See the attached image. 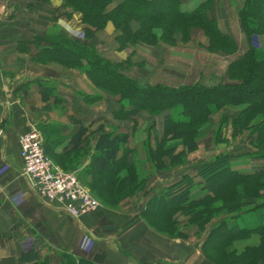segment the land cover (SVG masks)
<instances>
[{
    "label": "trees",
    "instance_id": "1",
    "mask_svg": "<svg viewBox=\"0 0 264 264\" xmlns=\"http://www.w3.org/2000/svg\"><path fill=\"white\" fill-rule=\"evenodd\" d=\"M113 1L66 0V5L84 13L85 40L65 37L59 31L39 35L36 43L41 51L34 59L42 63L57 61L76 68L103 93L119 96L121 108L114 112L117 119H134L141 111L153 116L163 115L162 137L157 132L156 120H152L148 127V135L153 131L156 139V146L151 145L149 138L146 139L148 161L152 167L148 169L146 161L129 160L132 151L128 146L129 133L118 132L117 128L107 131L103 124L90 132L91 125L86 126L76 118L78 130L71 135L62 153L56 151L65 141L59 127L54 124L41 127L47 155L62 168H73L78 164L77 154L88 150L85 144L87 137L99 134L86 168L92 177L88 185L105 204L112 207L143 190L152 169L185 163L188 153L196 150L199 139L209 132H215L216 141H225L223 127L230 123L233 135L248 130L250 137L255 136L254 141L251 140L256 147L252 156L264 158V46L259 48L255 45L256 37L264 36V0H245L239 10L241 27L250 45L241 58L228 66L230 81L216 85L197 82L181 86L144 84L130 78L124 73L126 62L111 61L103 56L92 39L96 30L109 20L120 31L117 38L121 47L138 42L155 44L159 40L176 43L177 32L187 40L192 28L200 27L209 37V50L232 54L238 49L236 39L209 16L215 0H203L192 10L182 9V0H121L107 10ZM133 20L140 22L136 31L132 30ZM20 49L27 50V47L21 43ZM41 86L45 102L52 95H55L56 105L62 102L63 98L56 94L53 86L44 83ZM103 93L85 94L84 100L95 103L103 99ZM229 106L239 108L237 115L230 118L222 114L216 124L213 115ZM180 146L184 148L178 151ZM234 156L228 152L220 153L203 163L195 176L186 174L178 182L161 188L146 202L142 216L156 230L186 238L188 234L180 229L175 219L178 212L188 217L187 225H198L200 230L205 229L215 214L225 213L226 216L211 229L202 244L206 257L216 264H264V167L250 174L242 173L232 167ZM166 157L169 158L168 164ZM216 172L223 173V177L214 176ZM81 176L80 173L79 178ZM196 176L201 178L200 182H196ZM197 187L203 191L202 194H197ZM244 240L249 242L242 249L237 246L229 249ZM61 255L63 260L57 264H101L70 251H62ZM21 261L51 264L47 258L41 259L35 250L23 253Z\"/></svg>",
    "mask_w": 264,
    "mask_h": 264
},
{
    "label": "crops",
    "instance_id": "2",
    "mask_svg": "<svg viewBox=\"0 0 264 264\" xmlns=\"http://www.w3.org/2000/svg\"><path fill=\"white\" fill-rule=\"evenodd\" d=\"M120 1L111 2L108 10ZM201 1L182 0V9L192 10ZM244 2L214 1L209 16L218 21L224 32L236 39L238 49L232 55L210 52L198 55L203 57L201 59L210 60V63L204 62L201 70L206 69L205 74L194 77L190 83L199 81L204 85H216L229 80L226 72L228 65L241 58L250 45L239 19V10ZM64 4V0H0V264H28L21 261V255L31 250H35L41 259L47 258L51 264L63 260L62 251L86 255L101 264H214L202 252L200 239L192 236L186 240L162 234L142 216L145 204L152 195L178 182L186 174L195 176L197 169L215 156L216 153L207 156L201 142L197 150L188 154L186 163L155 170V173L150 174L146 187L136 195L122 200L119 207L102 205L81 218L73 217L55 203L44 201L24 174L19 138L22 133L33 128L42 132L41 127L44 125L54 124L59 127L65 141L56 148L58 153L64 151L69 138L78 130L74 118L83 121L86 126L91 125L90 132L100 124L105 125L107 131L117 128L118 132L130 135L128 146L132 151L129 160L146 161L148 169L152 167L148 161L146 143L149 122L156 120L157 132L160 137L163 136V115L153 116L147 111H141L134 119H117L114 112L121 108L119 96L103 93L86 74L76 68L57 61L42 63L34 59L41 51L36 43L39 35L59 31L65 37L83 39V14ZM131 25L133 30H137L140 23L134 20ZM118 32L110 21L105 29L96 33L94 43L100 53L109 59L120 60L132 55L136 62L142 59L148 62L151 57L159 58L162 55L165 64L161 63V66L172 69L173 73L177 70L190 74L196 70V52L184 50L185 57L190 59L189 64H185L181 62L179 44L172 46L160 41L151 46L140 42L136 46L119 50L115 39ZM180 35L176 34L178 38ZM195 37L203 42L208 41L205 33H201L198 28L192 32V41ZM260 42L264 45V36L260 37ZM21 43L26 45L27 50L20 49ZM169 56L174 61L169 62ZM211 60H216V64ZM128 75L138 79L131 70ZM177 77H168L165 83L178 86L180 82H176ZM41 83L53 86L56 94L63 98L62 102L56 105L55 95L45 102ZM97 92L104 94L102 100L85 102L84 94L94 95ZM226 133L228 137L231 136V126ZM93 135L97 139L99 134ZM95 141L91 153H94ZM152 145L155 146L154 138ZM183 148L180 146L178 151ZM227 150L233 151L235 155L233 168L242 173L250 174L264 167V158H248L245 161L241 157L244 155H237L247 150L235 153L236 148L227 147L220 153ZM90 160L91 156L88 161L78 165L81 173ZM165 161L168 164L169 158L166 157ZM186 165H194V172L188 170ZM195 180L200 182L201 178L196 176ZM175 219L179 224L187 221L181 212ZM191 230L189 232L193 234ZM86 240L88 251H85Z\"/></svg>",
    "mask_w": 264,
    "mask_h": 264
},
{
    "label": "rangeland",
    "instance_id": "3",
    "mask_svg": "<svg viewBox=\"0 0 264 264\" xmlns=\"http://www.w3.org/2000/svg\"><path fill=\"white\" fill-rule=\"evenodd\" d=\"M65 1V6H68V7H71L72 9H74V7L73 6H69V5H66V0H64ZM245 3V2H244ZM109 6V5H108ZM74 10H78V9H74ZM107 10H108V7H107ZM78 11H80L82 14H83V24H84V27H83V31H82V36H83V39L85 40V31H84V28L86 27V23L84 22V13L81 11V10H78ZM110 21H112V20H109L108 22H110ZM134 21V20H133ZM136 21H138V20H136ZM108 22L106 23V25L104 26V27H102V28H99V29H97L96 30V32H95V35H94V38L92 39L93 40V43H94V41H95V36H96V33L98 32V31H100V30H103V29H105L106 28V26H107V24H108ZM113 22V21H112ZM139 22V21H138ZM114 23V22H113ZM140 23V22H139ZM131 24H132V22H131ZM114 25H115V23H114ZM132 26V25H131ZM115 27H116V25H115ZM140 27V26H139ZM195 28H198V29H200L201 30V33H205V31H204V29H202V28H200V27H194V28H192V30H191V33H190V38L189 39H187V40H183L182 39V35H180V37L178 38L177 36H176V38H177V41H176V43H168V42H165L166 44H169V45H172V46H174V45H177L178 46V44L179 45H181L180 46V51L182 52L181 53V62H184L185 64L186 63H188L189 64V62H190V59H188L187 60V58L185 57V52H184V50H186V51H189V52H196V55L198 56V55H204V53H208V52H210V53H215V54H218V55H232V54H234V53H236V52H234V53H232V54H226V53H223V52H219V51H211V50H209L208 48H207V46H208V44H209V37L207 36V34L205 33V35H206V37L208 38V41L207 42H203L202 40H200L198 37H195V40L194 41H192V32H193V30L195 29ZM116 29H117V27H116ZM139 29V28H138ZM118 30V29H117ZM132 30H133V28H132ZM119 31V30H118ZM133 31H136V30H133ZM159 33H161V31H158ZM119 33H120V31L118 32V34L116 35V37H115V39H116V41H117V43H118V46H119V50H124L125 48H127V47H130V46H136L138 43H140V42H138V43H136V44H131V43H129V44H127L125 47H121V45H120V42L118 41V38H117V36L119 35ZM177 33H180V32H177ZM176 33V34H177ZM181 34V33H180ZM196 35H198V34H196ZM260 37L261 36H258V37H256V42H255V45L257 46V47H262V46H264L261 42H260ZM72 38H77V37H72ZM160 41H162V40H159L157 43H155V44H149V43H145V42H143V43H145V44H148V45H151V46H155L156 44H158ZM164 42V41H163ZM95 44V43H94ZM96 46V45H95ZM96 48H97V46H96ZM98 49V48H97ZM99 51V50H98ZM100 52V51H99ZM166 52V51H165ZM164 52V53H165ZM163 53V54H164ZM170 53V52H169ZM168 54V53H167ZM104 56V55H103ZM162 56V55H161ZM159 57V58H156V57H151L149 60H148V62L145 60V59H142V61L141 62H136V60L134 61V59H133V56L132 55H130V56H128L127 58H125V59H110L111 61H115V62H126V69L124 70V73H125V75H127V76H129L128 75V72L131 70V72H133V74L134 75H136V76H138V79H140V80H138V79H136L135 77H132V76H129L130 78H132V79H135V80H137V81H139V82H141V83H143V81H144V84H158V83H162V84H166L165 83V81L167 80V78L168 77H174V76H179V78L177 77L176 79L178 80H176V82H180V85H178V86H181V85H185V84H194V83H197V82H199V81H196V82H193V83H190L191 82V80L192 79H194V77H199L200 75H203V74H205V71H206V69H203V70H201V66L202 65H204V62H206V64H209L210 63V60H208V59H201V58H203V57H199L198 56V58H197V67H196V70H193V71H191L192 73H194L195 71V74H192V73H183V72H181V71H177L176 70V72L175 73H173V71H172V69H168V68H166V67H163V66H161V63H162V65L163 64H165V58H164V56H162V57ZM170 57V56H169ZM108 58V57H107ZM169 59V58H168ZM238 59V58H237ZM216 60H219L218 58L216 59ZM216 60H211V61H213L215 64H216ZM236 60V59H235ZM164 61V62H163ZM170 61H174L173 60V58L172 57H170V59H169V62ZM234 61V60H233ZM147 63V64H146ZM159 63V64H158ZM232 63V62H231ZM230 63V64H231ZM229 64V65H230ZM228 65V66H229ZM204 68V67H203ZM207 68H209L208 66H207ZM168 69V70H167ZM185 69V68H184ZM214 69L216 70V67H215V65H214ZM202 71V72H199V71ZM227 72V71H226ZM130 74V73H129ZM174 74V75H173ZM214 74V73H213ZM228 76V75H227ZM228 79H229V77H228ZM141 80H143V81H141ZM228 81H230V79L228 80ZM228 81H221L220 83H224V82H228ZM201 83V82H200ZM220 83H218V84H220ZM167 85H169V84H167ZM172 86V85H171ZM98 88V87H97ZM98 93V92H97ZM85 95V94H84ZM238 111H239V108L238 107H233V106H229V107H225V108H223L221 111H219L218 113H216V114H214L213 115V118L217 121L216 122V124H218V122H219V120H220V118H221V115L222 114H226L227 115V117H230V118H232L233 116H235V115H237V113H238ZM150 123V122H149ZM157 126V125H156ZM230 126H231V128H232V133H231V136L230 137H228V133H226L227 131H228V129L230 128ZM223 133H222V137H224V138H226V140L225 141H223V140H221V141H216V137H215V132H213V131H211V132H209L208 134H206L205 136H203V137H201L200 139H199V145H198V148H199V146H200V142H201V144H203V146H204V149L206 150V153H207V156H208V154H215V156L211 159V160H213L218 154H220V152L223 150L224 151V148L226 149L227 147H228V149L230 148V147H233V148H236L237 150H234V152L236 153V152H241L242 150H247V151H244V152H241V153H237V155L238 154H240V155H244V156H241V157H243V159H245V161H246V159H248V158H254L253 156H252V152L253 151H256V147L253 145V143L251 142V140L252 141H254V139H255V136H252V137H250V132L248 131V130H245V131H243L242 133H239V134H237V135H233V125H232V123H230L229 125H227L226 127H223ZM113 130V129H112ZM61 133V132H60ZM148 134H149V132H148ZM147 134V135H148ZM150 136L148 135L147 136V138H149L148 140H149V142H151V145H152V138H154V141H155V146H156V139H155V137H154V134H153V131H151L150 132ZM96 137V135H90V136H88L87 137V140H86V142H85V144H86V146H87V149L88 150H86L85 152H80V153H78L77 154V158H75L76 160H78V164L77 165H74V167L73 168H70V169H67V168H63L64 170H66V171H76L77 173H78V175L81 173L80 172V170H79V168H78V165H80L81 163H83V162H86V161H88L89 160V157L91 156L92 157V155H93V152L91 153L90 152V149L92 148V143L95 141V138ZM43 138H44V136H43ZM147 141V140H146ZM250 147V148H249ZM197 148V149H198ZM196 149V150H197ZM195 151V150H194ZM192 152V151H191ZM225 152H228V153H231V154H234L233 153V151H231V152H229V150H227V151H225ZM190 153V152H189ZM188 153V154H189ZM222 153H224V152H222ZM240 157V158H241ZM235 158V156L232 158V167L234 166V161H233V159ZM242 159V158H241ZM52 160L54 161V163L56 164V165H59L60 167H61V165L60 164H58V163H56V161L52 158ZM76 160H74V161H76ZM187 161H188V155H187ZM186 161V162H187ZM244 161V160H243ZM185 162V163H186ZM89 164V163H88ZM88 164H86L85 165V168H83V172L81 173V174H84V177L82 178V176H81V180H82V182L84 183V184H86L87 185V187L90 189V191H91V193H92V195L100 202V206H99V208L102 206V205H104V206H107V207H109V208H117V207H119V205H120V203L117 205V206H114V207H112V206H108L107 204H105L104 203V201L99 197V196H97L95 193H94V191H93V189L90 187V185H88L87 183H86V181L88 182H90L91 181V179H92V177H91V175L88 173V171H86V168H87V165ZM180 164H184V163H180ZM178 165V164H177ZM176 166V165H175ZM194 166V165H193ZM193 166H191V165H186V167H187V169L188 170H190V171H192V172H194V167ZM196 166V165H195ZM62 168V167H61ZM171 168V167H170ZM189 168H191V169H189ZM166 169V168H165ZM196 171V170H195ZM155 173L156 171L155 170H153L152 169V171H151V173ZM150 173V174H151ZM214 176H216V177H223V173H220V172H216L215 174H214ZM226 182V181H225ZM199 187V186H198ZM196 188L195 189V191L197 192V194H202L203 193V191H200L199 190V188ZM106 197H109L108 195H106ZM105 199V198H104ZM124 200V199H123ZM98 208V209H99ZM97 209V210H98ZM179 213V212H178ZM177 213V214H178ZM181 213H183V212H181ZM176 214V215H177ZM184 214V213H183ZM175 215V216H176ZM185 215V214H184ZM186 216V215H185ZM226 216V214L225 213H221V214H215L212 218H211V220L206 224V226H205V229L204 230H200V228H199V226L198 225H195V224H191V225H187V221H186V223L185 224H179L180 225V229L182 230V231H184V232H186L187 234H188V237H179V238H183V239H186V240H188V239H190L192 236H194V237H196V238H198V239H200V241L202 242V244H203V242L205 241V239H206V237H207V235L209 234V232L211 231V229L214 227V226H216L224 217ZM186 219L188 220V217L186 216ZM177 221V220H176ZM178 222V221H177ZM179 223V222H178ZM153 227V226H152ZM154 228V227H153ZM155 229V228H154ZM192 229V230H191ZM193 229H196L195 231H193ZM156 230V229H155ZM189 230H191V232L193 233V234H191L190 232H189ZM209 230V231H208ZM156 231H158V230H156ZM206 231H207V233H206ZM158 232H160V231H158ZM160 233H162V234H165V235H169L168 233H164V232H160ZM169 236H173V235H169ZM88 238V237H87ZM249 241L248 240H244V241H238V242H236V244L235 245H232V246H230L229 247V249L230 250H232V249H234L236 246H237V248L240 250V249H242V246L244 245V244H246V243H248ZM85 244H86V249H85V251H88L89 249H88V241L86 240L85 241ZM202 248V247H201ZM202 252H203V249H202ZM73 253V252H72ZM204 253V252H203ZM73 254H75V253H73ZM76 256H79V255H77V254H75ZM205 255V254H204ZM206 256V255H205ZM84 257H88V256H86V255H84ZM209 259V258H208ZM183 261V260H182ZM212 261V260H211ZM213 262V261H212ZM99 263V262H98ZM214 264H216L215 262H213ZM168 264H172V263H168ZM181 264H184L183 262H181Z\"/></svg>",
    "mask_w": 264,
    "mask_h": 264
},
{
    "label": "built area",
    "instance_id": "4",
    "mask_svg": "<svg viewBox=\"0 0 264 264\" xmlns=\"http://www.w3.org/2000/svg\"><path fill=\"white\" fill-rule=\"evenodd\" d=\"M23 172L39 197L55 203L76 218L96 211L100 202L82 182L76 171H66L56 165L45 151L43 134L33 128L20 135Z\"/></svg>",
    "mask_w": 264,
    "mask_h": 264
}]
</instances>
